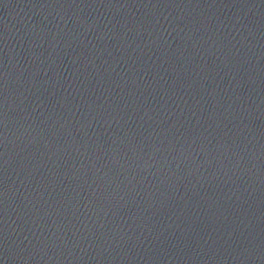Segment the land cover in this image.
<instances>
[{
  "label": "water",
  "instance_id": "obj_1",
  "mask_svg": "<svg viewBox=\"0 0 264 264\" xmlns=\"http://www.w3.org/2000/svg\"><path fill=\"white\" fill-rule=\"evenodd\" d=\"M0 264H264V0H0Z\"/></svg>",
  "mask_w": 264,
  "mask_h": 264
}]
</instances>
